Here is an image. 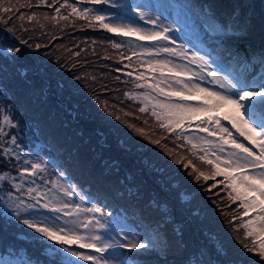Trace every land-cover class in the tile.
Returning a JSON list of instances; mask_svg holds the SVG:
<instances>
[{"label": "rangeland", "instance_id": "1", "mask_svg": "<svg viewBox=\"0 0 264 264\" xmlns=\"http://www.w3.org/2000/svg\"><path fill=\"white\" fill-rule=\"evenodd\" d=\"M227 1H229L231 9L247 12L243 19H248L245 31H248L250 35L264 30V0ZM9 2L17 5V13L24 16V19L15 18L9 24H5L4 19H0V43L1 40L5 42L18 41L21 35L19 31L22 27L29 26V23L33 24L37 21L38 23L45 24L46 27L47 22L50 23L49 17L47 18L46 16L48 14L51 15L53 12L48 13L47 11L40 10L45 5L52 4L55 14V8L59 7L62 3L66 5L73 4L78 10L83 8L101 9L97 5L89 3L88 0H80V5L75 0H55V3H53V0H4L6 5ZM141 2L156 5L166 3L168 0H151L147 2L146 0H142ZM19 4H31L32 6L21 8ZM148 11L153 17L159 15L165 24H172L174 31L171 35L175 38L177 45H184L190 51H195L197 55L205 56L209 60L210 65L213 59L212 52L203 50L197 42L200 40L206 41L212 50L215 43L221 39L224 42V46L229 47L227 44L232 42V39L240 37L230 32H219L217 34L212 31L215 28V24L212 21H203L196 14L195 10L193 11L190 8L184 10L182 19L185 22L179 25L173 23V20L177 19L176 10L173 8L164 9L155 7L148 9ZM230 11L231 13L233 12L232 10ZM60 13L70 14L67 16L68 19L64 20L68 23H75V20H77L79 22L76 25L77 29H82V25L95 28L93 34L95 36L99 35L102 41L91 33L85 32L81 35L82 48L89 49L90 57L93 59V62L90 63L89 58L73 52V49L76 47L69 45L71 43V36H66L65 40L68 45H64V43L61 45V54L64 55L62 59L55 60L53 57L47 56L46 53L41 54L45 58L47 57L43 61L48 62V59L49 62L53 63V68H51L50 72L47 70L49 64L43 63V67H41L34 62L35 67L29 69L18 61L20 58L12 60L10 56L6 57L0 54V88H2V84H6L5 80L11 81L10 83L13 84H15V78L18 80V89L12 92L10 101L14 104V107L9 105L4 99V96L9 91L5 88L0 90V103L13 108L19 113V117L23 122L17 123V130L24 139L31 138V140H27L28 145H22L23 152L21 155L29 159L30 163L39 160L47 165L48 171L43 174L50 181L47 187H51V181L53 180H58L66 188L77 187L73 203L84 207H90L95 203L96 206L102 207L104 211L110 214V219L113 223L125 218L120 216V214L118 215V213H113L111 206H114V202L112 200L108 201L105 198L107 192H104L102 196H95L92 193L89 199L83 195L84 190L82 186L76 182L78 179V175L76 174L82 175L85 173V169L79 168L76 165L77 160L80 158H83L84 161L92 165L98 166L103 175L112 177L111 182L119 185V189L123 190L125 198L134 204L132 208L128 207L131 214H128V219L126 218L127 223L132 224V221L136 220L140 215L139 211L146 218L157 217L158 213L146 207L148 202L153 198L166 201L172 207L174 223H170L161 232L157 233L154 230L147 229L144 225H141L137 229L141 235L145 236L142 242L151 243L152 247L147 250L139 249L126 252L127 264L152 262L158 258L168 260L167 263L160 262L161 264L172 263L169 261H174L172 264H185L187 258L191 257L193 252L200 251L205 253L201 259L211 262V264H250V261L245 256L246 250H244L243 244L245 242L251 243V239L247 238L241 247L236 242L240 238L237 240L236 236H233L229 231L227 232V228H225L227 226L237 228L239 225L238 220H234L233 217L239 216L244 211L239 206L240 201L232 202L229 200L228 192L230 189L225 187L226 182L220 183L223 180L219 176L207 181H204L203 177H201L197 181L195 179L197 172L193 171V167L200 172H204L206 175H211L212 172L211 165H205L203 161L199 160V156L204 155V153L199 148L192 149L191 144L183 140H177L173 134L161 129L160 123L162 121L157 120L156 117L151 115V104L147 102L141 103V99L139 98L129 99L125 96V92L133 97H139L141 94H151L144 87H142L144 90L141 92H129L136 74L144 73L146 79L137 82L144 84L155 83L157 79H160L161 73L164 76L171 75L167 68L156 69L155 71L150 70L147 64L143 63L146 59L144 56H141L139 61L136 60L135 56L132 57L131 61L126 58L122 59V56H131L133 48L137 52L140 51L139 48L135 47L136 44L147 45L149 42H138L135 41L134 37L125 38L108 32L104 34V29L97 22L93 21L91 16L87 20H80L78 16L71 14L72 10L67 6L60 8ZM29 15H33V20L29 21L27 19ZM140 24L142 25V22ZM13 26H15V31L13 33L8 32L7 28ZM145 27L151 28L152 26L145 25ZM210 32L211 34H209ZM73 33L76 32L72 30L70 35ZM86 37L90 39L87 40ZM129 39L133 41L132 45L128 44ZM117 42L122 43L124 47L120 49L112 48L111 44ZM101 43L104 49L101 48V54H99L97 44ZM48 47L50 48L48 52H52L53 49L58 50V42H52ZM0 48L8 49L1 44ZM27 48L28 50H25L23 54L22 51L14 53L23 57L24 63H33V59L37 58V55H33L32 46H28ZM236 49L239 51L238 45ZM242 50L245 49L243 48ZM240 53L248 62L250 61L251 52L241 51ZM77 56H81V59ZM160 58L172 60L177 65L186 63V61H182L176 57L161 55ZM4 63L7 64L6 67H3ZM80 63H82L81 66L78 65ZM125 65H128V67L125 68ZM112 66L115 68L114 73L111 70ZM116 68L120 69V71H117ZM192 68L195 70L194 66ZM255 68L258 71L259 65H255ZM59 71L63 73H59ZM127 72H132V76L126 75ZM59 74H61V77L67 83L70 91L69 96H65L67 92L64 91V84L62 82H58L60 87L56 86L57 82L54 80L56 77L60 79ZM29 77H32L33 80L29 79ZM47 77H50L52 81ZM76 77H80V79H76ZM97 79L98 83L103 79L107 83L104 91L109 87H112L113 91L109 90L111 91L109 94L95 91V96L91 95L92 98L89 97V100L87 98L83 100V94H89L86 91V87L92 85L90 82H96ZM128 80L130 81L129 88L127 87ZM201 86L209 87L210 89L214 87L206 82H202ZM161 87L165 88L166 91L172 90L168 89L166 84H161ZM80 92L83 94L79 95ZM185 94L187 95V93ZM59 95H63L59 99L63 98L67 102L76 101L70 104L65 103L63 105L60 102L58 104L56 103L58 100L56 101L55 99ZM159 99L163 101L164 97L160 96ZM172 99L176 101L179 98L174 97ZM136 101L140 104H137ZM119 102L123 104L121 105ZM155 102L153 100L151 103L154 104ZM189 103L195 105L199 101H189ZM141 107H146V111L141 113L139 111ZM134 113H137L141 117L142 122L149 126L150 129L144 127L138 120L133 118V115L136 116ZM198 123V120L186 121L185 134L191 135L196 133L198 136L207 137L206 133L199 132L195 127ZM224 123L230 127V125H227V122ZM129 125L132 127H129ZM30 128L37 133V136L33 135ZM41 129L46 133V138L43 139L48 142L47 144H44V140L40 137ZM135 129H142L144 135L138 134ZM177 131L179 130L177 129ZM232 131L234 132V130ZM167 134H170V136H167ZM72 137L80 140L79 146L76 144L77 142L72 141ZM207 139L215 140L216 138L207 137ZM239 139L248 146L242 137ZM151 140H159L160 145H163V147L151 143ZM166 144H169L171 148ZM0 146L1 150L5 147H12L10 143L5 144L3 140ZM173 148L175 149L173 150ZM33 150L36 152H33ZM169 150L171 151V155L168 154ZM183 154L187 156L185 159L182 156ZM194 157L196 158L194 159ZM207 158L211 159V154ZM52 160L55 161L54 164H52ZM175 160H181V163L176 164ZM19 164H22V161L18 163L14 158V154L12 158H8L4 155L3 151H0V167L6 171L9 167L15 169V174L9 169L11 177H18ZM185 164H189L187 169L184 167ZM71 173H76L73 175L74 181L68 179ZM84 179L81 178L83 182ZM13 183H20L19 178L16 181H8L11 188ZM40 183V179L37 178V183L32 186H39ZM2 184L1 181L0 189L7 187V185ZM213 185L215 187H212ZM27 186L25 184V195ZM129 188L133 191L138 190L139 196L129 198ZM220 188L226 190V193H219L221 191L219 190ZM223 197H227V199L220 202V199ZM63 198L67 199V197ZM124 200L122 199V202ZM226 204L230 205V209L225 206ZM118 208L120 207L118 206ZM227 210H232L228 218H226L225 214ZM251 215L253 214L249 213V216ZM85 218L83 215L80 217L81 220ZM243 219L246 220L247 217H243ZM7 226L8 229H0L3 231L2 237L10 242L12 248L13 245H16L19 251L16 253L18 259L28 257L25 251L28 253H30V250L34 253L38 252L37 246L40 247V245L34 239L28 238L25 241L31 244L29 245L22 243L19 239L12 238L10 230L11 228H16L15 223L7 224ZM243 232L244 229L241 227L234 230L237 236ZM151 233L152 235L150 236ZM3 244H6V241ZM5 254H7L5 250L0 248V255L5 256ZM174 255H176L175 258L173 257ZM9 259L12 260L13 258L9 257ZM258 260L259 257L256 258V261Z\"/></svg>", "mask_w": 264, "mask_h": 264}, {"label": "snow or ice", "instance_id": "2", "mask_svg": "<svg viewBox=\"0 0 264 264\" xmlns=\"http://www.w3.org/2000/svg\"><path fill=\"white\" fill-rule=\"evenodd\" d=\"M88 2L94 5H107L117 11L107 14L102 9L78 10L73 4L62 3L55 8V12L59 15L60 8L67 6L71 8V14L79 18L87 20L91 16L92 20L108 33L125 38L134 37L138 42H149L147 45L136 44L135 47L140 51L137 52L133 48L131 56H122V59L131 61L135 56L139 61L140 57L144 56L146 59L143 63L147 64L150 70L167 68L171 75L164 76L161 73L160 79L155 83L136 84V87H144L154 95L141 94L139 97H133L125 92V96L129 99L139 98L141 103L151 104V115L162 121L161 129L172 133L177 140L191 144L192 149L199 148L204 153L199 156V160L212 166L211 175H206L193 167V171L197 172L195 179L199 181L203 177L204 181H207L217 176L223 177L220 183L226 182L225 187L230 189L229 200L240 201L239 206L244 209L239 216L233 217L234 220H239L238 227L244 229L245 237L251 239V243L245 242L243 247L247 252H253L259 257L257 264H264V55L249 63L238 50L224 46L221 39L212 49L216 55L210 65L205 56L197 55L184 45H177L171 35L174 31L172 24H165L159 15L153 17L148 11L155 7L173 8L177 14V19L173 20V23L183 24L185 21L182 15L188 5L178 3L177 0H168L166 3L156 5L145 4L141 0H88ZM31 6L19 4L21 8ZM47 6L52 7V4ZM16 8L17 5L10 2L6 5L4 0H0L2 14L0 19H4L5 24L12 23L15 18L23 20L24 16L19 15ZM33 18V15L27 16L29 21ZM52 19L55 20L56 17L53 16ZM59 19L67 20L68 17L59 16ZM233 20L234 17H229L226 22L216 23L212 31L217 34L223 31L222 23H227L230 26L228 31H232L236 27ZM145 25L152 27L147 28ZM7 31L13 33L15 26L8 27ZM20 42L27 43L23 39ZM128 44L132 45L133 41L129 39ZM35 47L40 48L41 45L36 44ZM111 47L120 49L124 45L117 42L112 43ZM19 51L18 48H0V54L6 57ZM161 55L176 57L186 63L177 65L172 60L161 59ZM257 64L258 71L255 68ZM127 67L128 65H125V68ZM132 74L126 73L128 76ZM145 79L144 73L135 76L136 81ZM202 82L214 87L210 89L201 86ZM161 84H166L167 88L172 90L166 91ZM160 96L164 97L163 101L159 99ZM174 97L179 99L174 101L172 99ZM153 100L156 101L154 104L151 103ZM189 101L199 103L193 105ZM139 111L145 112L146 107H141ZM5 120L7 121V117ZM192 120L199 121L195 125L199 132L216 139L210 140L196 133L186 135L185 122ZM135 130L138 134L144 135L142 129ZM2 133L3 129L0 128V134ZM241 137L248 146L241 142L239 139ZM150 142L163 147L159 140ZM10 144L12 147H5L2 151L8 158H12L14 154L18 163L22 161L18 173L20 183L12 184V189L20 195L14 197L11 190L5 194L4 203L8 208L5 215L10 218L4 223L15 222L32 230L31 235L25 234L30 235V238L40 245V255L17 260L0 256V264H127L126 252L147 250L152 247L151 243L142 242L145 236L137 231L141 225L159 233L170 223H174L172 207L166 201L155 198L149 201L146 207L158 213L157 217L146 218L141 213L132 224L127 223L126 218L113 223L110 214L95 203L90 207L74 204L76 192L73 187L66 188L58 180L51 181V187H47L50 181L43 175L48 171L47 165L39 160L30 163L29 159L24 158L21 155L23 147L17 143L16 137H12ZM168 154L171 155L170 150ZM209 154L212 156L211 159L207 158ZM174 162L180 164L181 160ZM184 167L187 169L189 164H185ZM37 178L41 183L34 187L32 185L37 183ZM14 179L16 178L11 177L8 172L0 175V181L8 182ZM25 184L28 185L27 200L23 198ZM128 195L129 198L138 197L139 192L129 188ZM249 213L253 215L249 216ZM82 215L86 217L83 220L80 219ZM243 217L249 218L245 220ZM204 255L203 251L193 252L185 264H211L201 259Z\"/></svg>", "mask_w": 264, "mask_h": 264}, {"label": "trees", "instance_id": "3", "mask_svg": "<svg viewBox=\"0 0 264 264\" xmlns=\"http://www.w3.org/2000/svg\"><path fill=\"white\" fill-rule=\"evenodd\" d=\"M177 1H178V3L187 4L188 8L192 9L193 11L195 10L196 14L199 17H201L203 19V21L209 20V21H212L215 25H216V23L226 22L229 17H234L233 24L236 25V27H234L232 31H228V28L230 26L227 23L221 24L223 31H220V32H226V33L230 32V33H235V35L240 36V37H237L236 39H232L235 42L234 43L230 42L228 45L232 48H237V43L240 42L242 45V48H245V50L250 51L256 59L259 58L261 55H264V30L259 31L256 34L252 33V35H250V33H248V31H245L246 21L248 19H243V18H245V14H247V12H244V10L239 11L237 9L235 11V10L231 9L229 7L230 3L227 0L226 1L225 0H177ZM75 2H78L79 5L81 4L80 0H75ZM97 6L99 8H101L103 10V12H105L107 14H108V12H112V13L116 12L114 9L109 8L107 5H97ZM240 8H242V6H240ZM40 10L47 11L48 13L53 12V13H51V15L48 14L46 16L47 18L49 17V22H50V23L47 22L46 27H45V24H43L41 22L38 23L37 21H35V23H33V24L29 23V26H27V27L24 26L19 31V34H21V35H20V38L18 39V41L5 42L4 40L3 41L1 40V43H0L1 45H3L5 48H8V49L9 48L20 49V51H22V54L24 53L25 50H28V48H27L28 46H32L33 47V55H37V58L33 59V63H30V62L24 63L22 60L23 57L14 53L13 55H9L12 60H14V59L18 60V58H20V60H18V61L20 63L24 64V67L29 68V69H33L35 67L34 62L37 63L38 66H41V67H43V65H42L43 63H46V64H49L47 67L48 68L47 70L50 72L51 68H53L52 67L53 63L51 61H50L51 62L50 63L48 59H47L48 62L43 61L47 57L45 58L41 54L46 53L47 56L53 57L55 60L62 59L64 57V55L61 54V51H62L61 45H63V43H64V45H66L67 41L65 40V37L71 36L70 37L71 43H69V42L68 43L70 46L72 45V46L76 47L75 49H73L74 50L73 52L75 54L79 53L82 56L89 58L90 63L93 62V59H91V57H90L91 55L89 54V49L86 50V49L82 48L83 44L81 41V35L83 33L87 32V33H91L93 36H95L93 34V31L95 30V28L82 25V29H77L76 25L79 24V22L74 19L75 23H71V22L68 23L64 20L59 19V16H68L70 14L60 13L59 15H57L54 13V6L48 7L45 5V7H42ZM230 10H232L233 12L231 13ZM53 16L56 17L55 20L52 19ZM81 19L82 18H80V20ZM48 29H49V31H48ZM72 30H74V32H76V33H73L72 35H70ZM106 32H107L106 30H103L104 34H106ZM241 33H243V34H241ZM95 37L101 40V37L99 35H96ZM107 38H110V37H107ZM21 39L27 41V43L22 44L20 42ZM86 39L89 40L90 38L86 37ZM7 40H9V39H7ZM55 41L58 42V50L53 49L52 52H48L50 50V48L48 47L49 44H52V42H55ZM36 44H40L41 47L36 48L35 47ZM92 47H94V46H92ZM51 48H52V46H51ZM97 48H98V53L101 54V48H103L102 43L97 44ZM239 51H242V50H239ZM48 53H50V55H48ZM113 56L117 57L116 55H113ZM77 57H79L81 59V56H77ZM78 65L81 66L82 63H80ZM6 66H7V64L4 63L3 67H6ZM111 70L114 73L115 68L112 66ZM59 73H63V72L59 71ZM59 75H60V79H58L56 77L54 80L55 82H57L56 86L60 87L58 82L59 81H60V83L62 82L64 84V89H65L64 91L67 92V94H65V96H69L70 91H69V88L67 86V83L64 81L65 79L63 77H61V74H59ZM47 78L50 81H52V79L50 77H47ZM29 79L33 80L32 77H29ZM115 79H116V77H115ZM14 81H15L14 82L15 84L10 83L11 81L5 80L6 84H2V88H0V90L3 88L9 90L8 93H6V95L4 96V99L6 102H8L9 105H11L13 107H14V104L12 102H10L11 98H12V92H14L18 89V80H16V78H15ZM99 83H100V85H99ZM99 83H98V79L96 82H93V81L90 82V84H92V85H88L86 87V91L89 93L88 95H85L82 92L79 93V95L83 94V100L86 98H87V100H89L90 98H92L91 95L95 96L94 95L95 91H97V92L102 91V93H104V94H109L111 92L109 90L113 91L112 87H109L108 89H106V91H104V89L107 86V83L104 81V79L100 80ZM129 86H130V84L127 85L128 88H129ZM61 96H63V95H59L56 97L55 100L56 101L58 100L56 103L60 102L61 104L64 105L65 103L70 104L71 102L76 101L75 100V101L67 102V100H64L63 98L59 99V97H61ZM106 98H107V96H106ZM120 104L122 105L123 103H120ZM132 112H133V110H132ZM134 114L136 116L133 115V118L138 120L144 127L149 128V126H147L146 124H144L142 122L141 117H139L137 115V113H134ZM5 117H7V121L5 120ZM15 119H16V122H15ZM18 122H23L21 120V118L19 117V113L16 110H14L13 108H11L9 106L2 105L0 103V128L3 129V133L0 134V144H1L2 140L5 142V144L10 143L12 137H16L17 143L19 145H21V146L22 145L23 146L28 145L27 140H31V138L26 140L22 137L20 132L17 130L18 129V125H17ZM101 127L104 129L103 126H101ZM30 130H31V132H33L34 136H37V133L32 128H30ZM40 131H41L40 137L42 140H44L43 138H46V133L43 131V129H41ZM147 131H150V130H147ZM71 139H72V141L77 142L76 144L79 146L80 140L75 139V137L74 138L72 137ZM43 142H44V144L48 143L45 140ZM166 145L169 148H171L169 144H166ZM174 149L175 148H173V150ZM0 151L2 152L1 146H0ZM33 152H36V151L33 150ZM61 156H63V155H61ZM182 156L185 159L186 156L184 154ZM76 165L79 168L85 169V173H83L82 175L76 174V173H71L68 176V179L74 181L73 175L74 174L78 175V179L76 180V182L82 186V188L84 190L83 192H85L88 195H92V193H94L95 196L96 195L102 196V194L104 192H107V196L105 198L108 201L109 200L113 201V199H116V201H114V202L118 203V201H119V204L124 207L123 209L130 212L129 208H132V206L134 204H132L131 202H129L125 198L123 190L119 189V185H115L114 184L115 182H111L112 177L106 176L104 174L106 176L105 177L98 166L92 165L89 162L84 161L83 158H80L79 160H77ZM9 169H11L13 174L16 173L14 168L9 167L6 171L2 167H0V175H2L4 172L9 173V171H10ZM9 175L11 176L10 173H9ZM15 178L18 179V177H15ZM81 178H85L84 182L81 180ZM16 179H14V181H16ZM2 183L4 185H7V187L4 189H2V188L0 189V191H1L0 192V229H3V228L8 229L7 224L4 223L5 220L10 218V217L5 215L8 212V208L5 206V203H4V201L6 199L5 194L10 190L13 192L14 197L16 195H20V193L13 190L9 186L8 182L2 181ZM211 197H208V198H211ZM23 198H25V200H27L25 192H24ZM122 199H125V200L122 202ZM225 200H226V198L223 197L222 199H220V202H223ZM225 206H227L228 209H230L229 204H226ZM224 207H223V209H224ZM139 213L141 214V211H139ZM231 213H232V210L231 211L227 210L225 212L226 218H228ZM13 223H15V222H13ZM225 228H227V232L229 231L233 236H236L237 240L240 238L236 242L238 243L239 246L241 245V247H242V244L245 242V240L243 238L237 236L234 233L233 228H230L228 226ZM2 232L3 231L0 230V248L2 250H5V252H6V250L8 248V243H10V242L2 237ZM10 233L12 235V238L19 239L22 243H26L25 241L28 238H30L28 236H30L32 234V230L26 229V227L23 225L16 224V228H11ZM25 233H28L30 235H26ZM151 235H152V233H151ZM4 241H6L7 244H3ZM26 244H29V243H26ZM29 245H31V244H29ZM13 248H16V245H13ZM37 250H38V253H36V254H34L33 251H31L30 253H28L27 251H25V252L27 253L28 256L37 257L40 255V247L37 246ZM245 252H246L245 256L250 261V264H257L256 258L258 256L253 252H247V251H245ZM175 256L176 255H174L173 257L175 258ZM243 259L245 260V258H243ZM167 261L168 260H162V259L158 258L156 261L146 262V263H141V264H161L160 262H163V263L166 262L167 263ZM169 262L173 263L174 261H169ZM246 262H247V260H246ZM172 263H170V264H172Z\"/></svg>", "mask_w": 264, "mask_h": 264}]
</instances>
